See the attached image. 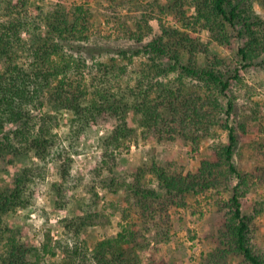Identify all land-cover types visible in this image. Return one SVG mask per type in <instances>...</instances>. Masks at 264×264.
<instances>
[{"label": "trees", "instance_id": "obj_1", "mask_svg": "<svg viewBox=\"0 0 264 264\" xmlns=\"http://www.w3.org/2000/svg\"><path fill=\"white\" fill-rule=\"evenodd\" d=\"M258 1L264 8V0ZM30 3L0 0V158L53 163L56 168L58 180L49 185L48 194L58 210H68L62 224L72 242L58 241L60 259L50 264H142L153 237L170 241L171 208L188 209L190 198L212 190L229 196L217 203L225 225L220 246L208 254L206 264H227L230 258L264 264V249L254 242L264 200L256 202L252 212L244 210L248 195L264 188V166L245 172L236 163L240 133L231 124L237 97L230 94L235 88L249 92L245 77L256 67L264 69V17L254 3L172 0L167 11L177 21L188 20L193 32L164 26L144 46L146 52L122 51V58L132 65L135 56L148 55L149 61L135 65L133 71L114 58L90 65L74 53L75 42L89 39L94 19L89 8L79 5L71 12L58 8L44 13L39 7L32 17ZM186 7L194 14L188 15ZM198 27L199 32L208 30L220 45L231 44L236 33L243 40L238 63L212 57L194 35ZM137 29L129 31V37L142 43L145 27ZM45 107L55 114L44 113ZM65 112L72 118L62 135L54 131L52 121ZM108 118L115 119L116 126L100 139L103 159L84 183V177L73 173L74 156L88 129ZM255 120L261 122L262 136L250 143L249 150L257 163L264 164V120L258 116ZM239 128L245 131L243 125ZM220 130L228 134V142H214V157L202 160L196 171L186 173L176 162L161 166L154 161L140 166L133 180L117 172L120 157L130 151L139 131L160 144L179 142L197 150L205 140L220 139ZM45 180L41 171L21 167L11 188L0 190V264H40L41 253L58 256L49 242L41 248L28 245L6 222L10 213L35 205L38 186ZM82 185L92 200L69 199L68 192ZM99 185L113 194L126 193L127 206L120 207V231L91 249L84 233L90 227L112 225L113 215L101 208Z\"/></svg>", "mask_w": 264, "mask_h": 264}, {"label": "rangeland", "instance_id": "obj_2", "mask_svg": "<svg viewBox=\"0 0 264 264\" xmlns=\"http://www.w3.org/2000/svg\"><path fill=\"white\" fill-rule=\"evenodd\" d=\"M28 14H38L39 7L44 13L62 8L71 12L76 6L83 5L94 13L93 26L89 39L85 42L73 44L74 53L86 58L92 65L94 62L110 61L113 58L121 64H126L133 71L135 65L140 66L149 60L144 46L153 37L162 33L164 26H176L193 32L186 22L177 21L167 11L172 0H30ZM254 3L257 14L264 17V8L258 0H248ZM188 15L194 14L189 7L185 8ZM39 11V12H38ZM138 25L145 27V37L142 43L129 37V31H138ZM201 38L205 46L211 51V56L219 55L230 65H236L239 61L238 49L243 45V40L233 33L231 44L220 45L216 43L208 30L197 28L195 34ZM143 51L140 56H135V64H129L120 55L122 51L129 53ZM264 57V55H263ZM264 58H262L263 60ZM202 61V60H200ZM23 65H28L26 58ZM248 86L241 90L235 88L231 97L235 100V109L231 118V124L239 131L240 143L236 156V163L245 172H252L258 166H264L256 162L249 145L262 136L259 123L255 120L258 116L264 120V69L254 68L250 75L245 77ZM227 99H224L226 103ZM44 113L55 114L54 110L45 107ZM72 118L71 113H62L53 119L54 131L62 134L68 129ZM226 117L223 115L222 119ZM245 131L240 130V126ZM116 126V120L108 118L100 120L92 125L85 136L80 140L78 154L74 156L76 164L73 170L75 177H84L87 183L90 179V170L95 168L103 159V153L99 147V141L110 133ZM220 139H208L202 142L199 149L194 150L191 146L179 142L157 143L152 138H144L139 131L131 142V149L127 154L120 157L117 172L132 179L140 166L151 165L156 161L161 166L170 163H178L187 173L196 171L204 159L214 157L211 148L214 142L223 140L228 142V134L220 130ZM21 167H33L35 172L41 171L46 175L45 182L38 186L39 194L35 205L20 209L16 213H10L6 222L12 229L19 230L23 240L30 246L43 247L49 242L52 249H57L58 256L45 255L41 253L40 264H50L60 259L61 243H70L71 239L64 233L62 220L69 216L68 210H58L56 200L48 194L49 185L58 180L56 168L53 163L45 165L39 161L27 159L14 160L12 156L0 158V190L11 188L15 179L16 170ZM75 185H79L75 182ZM152 187H156L153 182ZM82 185L68 192L69 199L92 200V196L84 192ZM97 193L101 201V208L107 214L113 215L112 225L103 227H90L83 235L92 249L98 241L115 236L120 231L119 223L122 220L123 211L120 207L127 206L126 193L113 194L107 189L97 186ZM229 195L223 191H208L196 198H190L191 204L188 209L172 207L170 210L172 225L171 238L169 242H160L158 237H153L151 248L142 254V264H206V257L210 252L220 246V233L224 228V214L219 211L218 201ZM264 200V188L258 192L248 195L244 201L245 212H252L256 202ZM137 217V216H136ZM155 235V232H153ZM254 242L264 249V217L258 219V233ZM3 248L0 246V251ZM227 264H242L240 258H230Z\"/></svg>", "mask_w": 264, "mask_h": 264}]
</instances>
